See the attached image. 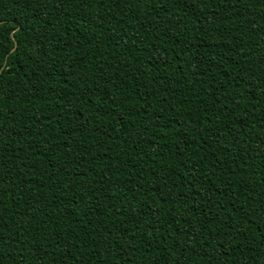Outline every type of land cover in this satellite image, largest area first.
<instances>
[{"label":"trees","instance_id":"1","mask_svg":"<svg viewBox=\"0 0 264 264\" xmlns=\"http://www.w3.org/2000/svg\"><path fill=\"white\" fill-rule=\"evenodd\" d=\"M0 264H264V0H0Z\"/></svg>","mask_w":264,"mask_h":264}]
</instances>
